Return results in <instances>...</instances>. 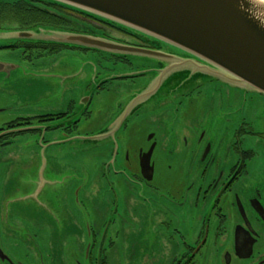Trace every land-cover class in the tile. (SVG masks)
<instances>
[{"label":"flooded vegetation","instance_id":"flooded-vegetation-1","mask_svg":"<svg viewBox=\"0 0 264 264\" xmlns=\"http://www.w3.org/2000/svg\"><path fill=\"white\" fill-rule=\"evenodd\" d=\"M2 2L0 33L9 42L0 46V53L22 55L27 64L38 65L44 78L66 70L59 74L61 83L71 86L63 93L57 91L56 97L63 98L64 93L68 97L60 106L1 126L0 135L5 134L0 137V152L12 147L19 136L37 141L44 152H57L56 159L49 154L51 179L56 180V168L66 174L62 165L70 161L75 166L79 156L62 154L87 137L84 141L92 139L98 149L89 156L100 162L99 167L86 176L85 190V184H78L80 178L70 173V201L85 206V200L96 198L91 191L108 193L105 201L92 206L93 217L81 209L76 217L63 214L54 223L58 226L47 253L35 243L37 255L27 257V264H264V95L212 80L191 91H175L155 104L138 103V82L153 79L157 65L134 67L125 55L137 54L129 48L188 55L52 3L9 0L6 7ZM50 27L94 36L128 51L44 42L42 35L33 34L29 40L14 35ZM65 51L86 54L80 76L75 60L61 64L54 57ZM5 69L0 63V70ZM3 161L0 169L7 170ZM28 162L39 168L31 184L25 180L34 188L23 192V201L35 200L46 208L58 196L43 194L46 188L40 183L45 182V173L43 169L40 179L42 165L36 158L18 168L29 166ZM5 180L0 177V264H26L19 259L17 247L22 245L25 252L26 248L25 239L17 238V228L51 224L33 217L26 220L24 210L9 223L11 216L1 207ZM53 205L57 219L61 205ZM69 222L76 227L73 231L66 225ZM9 243L14 244L12 249L5 247ZM53 249L55 259L50 254Z\"/></svg>","mask_w":264,"mask_h":264},{"label":"water","instance_id":"water-1","mask_svg":"<svg viewBox=\"0 0 264 264\" xmlns=\"http://www.w3.org/2000/svg\"><path fill=\"white\" fill-rule=\"evenodd\" d=\"M47 1L115 23L188 55L129 48L157 63L155 77L139 92L138 103L165 86L183 92L212 80L264 95V0ZM33 34L44 35L46 38H40L44 42L128 51L94 36L63 30L18 31L14 35L29 40Z\"/></svg>","mask_w":264,"mask_h":264},{"label":"rangeland","instance_id":"rangeland-1","mask_svg":"<svg viewBox=\"0 0 264 264\" xmlns=\"http://www.w3.org/2000/svg\"><path fill=\"white\" fill-rule=\"evenodd\" d=\"M6 36V38H5ZM41 37L46 38L44 35ZM48 39V38H47ZM9 42L7 35L0 33V46H3ZM94 54H107V51L105 52H97ZM94 54H87L88 56H94ZM108 56V55H107ZM125 56H128L130 59V62L134 64V67H141V69H146L149 65L152 63H156L155 59L150 58L149 56H143V55H133L132 53L126 54ZM56 59L60 60V63H69L73 60H75V65L77 66V70L79 71V76L83 72L84 68V61L86 57L85 53L80 52H73V53H67L62 52L59 55L54 56ZM25 59L22 57V55H12V54H6L5 52L0 53V63L6 67L5 70H0V128L1 126H6L7 124L11 123L12 121L18 120L22 117H32L33 115L37 114H43L44 112H48L51 110L54 105H61V101L63 98H68L67 94L64 93V97H56L57 91H61L63 93L64 90H66L69 86H71L70 83L63 82L61 83V76L59 74H65L66 70H58L55 73V76H52L50 78H44L41 77L42 72H40V69H38V65L33 66L32 64H27ZM119 68H121V65H118ZM144 71V70H142ZM54 75V74H52ZM155 77V74H154ZM153 79H150V77L147 80H140L138 82V90L140 92H143L144 89H146L152 82ZM49 82V87L47 86V83ZM61 86V87H60ZM173 87H162L157 93L150 97L147 101L144 103H156L163 100H167L170 96L174 95ZM194 89V88H193ZM240 89V88H239ZM242 90V89H240ZM177 91V90H176ZM191 91V90H189ZM244 91V90H243ZM246 91V90H245ZM51 92V93H50ZM179 92V91H177ZM250 92V91H248ZM196 92L193 91L192 94H195ZM255 95V92H250ZM258 93V92H256ZM139 94V93H138ZM181 95V94H180ZM194 97V96H193ZM250 98V97H249ZM256 98V96L253 97V100ZM155 100V101H154ZM179 100V99H178ZM175 102V101H173ZM14 132H20L21 129H14ZM5 133H2L4 135ZM81 141L75 145L71 146L70 151L66 150L62 156H70L73 154H78L79 156L75 160L74 165L69 161L67 162V166L62 165L64 168L66 174H62L61 171H59L58 168H56V174L55 179L52 180L50 173L51 168L53 166V162L51 161V158H49V154L51 157L56 159L57 152H44L43 149H41V146L37 143V141H30V139H25L22 137H17L16 140H14V144L12 147L6 148V150H2L0 152V159L6 162L8 164L9 168L0 169V177L5 176V185L2 187L3 193V200L1 207L6 212H9L11 219H9V223H13V215L20 214L22 215V210H24L26 213L25 216L26 220L28 218L33 217L35 219H39L42 221H49L51 225L47 226L41 225V228L38 229V226L35 224H31V226L28 224L27 227L24 228H17L16 231L19 233L17 238H24L25 239V248L26 252L23 248V246L17 247L19 250V259L23 260L27 264V257L30 259L32 258L33 254L37 252V249L35 248L38 246L40 248L39 250L43 253H47L48 250V242L50 239V236L52 237V234L55 233V225L56 222L63 217V214L68 213L72 217H76V210L80 211L84 210L85 212H89L88 214H91L90 216L93 217L94 210L93 205L96 204L97 201H105L106 198L104 195L108 196L107 192L101 191L100 194L94 191H91V193H94L95 199H92L91 201L85 200V206L82 205H75L70 200L72 198V190H69L72 188V182L69 178L70 173L73 174L76 177H79L78 184L81 185V183L85 184L83 190L86 189V183L89 181L87 180L86 176L90 174V172L94 173V169H97L99 167L98 161H94L91 156L89 155H96V151L98 150L93 146V142L91 137H89V141H84V139H87V137L80 138ZM30 141V142H29ZM62 152V150H61ZM61 152H59L61 154ZM30 158H36L37 162L41 166L39 173V178L42 176V171L44 169L45 173V182H41L40 185L46 188V191L43 193L45 195L51 196L52 194H55L58 196V199L56 197V201H48L46 205H48L46 208H44L42 205H40L35 200L33 201H23L25 193H23L26 189H33V185L25 184V180L30 183L33 181L32 177L36 176V172L39 168L38 165L33 166L32 163H29V166H20L21 163H24L25 160H28ZM79 159V160H78ZM20 176V178H19ZM41 179V178H40ZM83 180V181H82ZM85 180V181H84ZM87 180V182H86ZM31 184V183H30ZM53 188V189H52ZM83 190L81 191L82 197H83ZM90 189L87 191L89 192ZM27 192V191H26ZM30 192V191H29ZM44 196V195H43ZM42 201H45V198H41ZM23 201V202H21ZM122 201V198L120 199V203ZM54 203H57V207H60L62 211L59 209L56 210L57 219L53 217L52 210L55 208L53 205ZM34 214V216L32 215ZM95 214V213H94ZM92 219V218H91ZM90 219V220H91ZM37 221V220H36ZM55 223V224H54ZM66 224V223H65ZM69 226V230L73 231L76 227L71 222L69 224H66ZM23 229V230H20ZM38 229V230H36ZM57 230V229H56ZM5 243V242H3ZM36 243V246H35ZM14 244H6L5 247L12 249ZM50 254L52 255V258L55 259V256L57 255L56 249H53ZM37 255V254H36ZM46 258V262H48V258L46 255H44ZM38 257V256H36ZM163 260V258L161 259ZM29 263V261H28ZM148 264H156V263H148ZM162 264H168L165 262H162Z\"/></svg>","mask_w":264,"mask_h":264},{"label":"trees","instance_id":"trees-1","mask_svg":"<svg viewBox=\"0 0 264 264\" xmlns=\"http://www.w3.org/2000/svg\"><path fill=\"white\" fill-rule=\"evenodd\" d=\"M2 1H5V2H2V3H6L7 5H6V7L7 6H9L10 4L8 3L9 2V0H2ZM41 1H43V2H48V3H52V4H55V5H58V6H62V7H65V6H63V5H59V4H56V3H54V2H51V1H47V0H41ZM65 8H67V7H65ZM67 9H69V8H67ZM69 10H71V9H69ZM73 10V9H72ZM75 11V10H74ZM77 12V11H76ZM79 13H83V12H79ZM83 14H86V13H83ZM87 16H90V15H88V14H86ZM90 17H94V16H90ZM95 18V17H94ZM97 19V18H96ZM97 20H99V19H97ZM101 21V20H100ZM105 22H107V21H105ZM107 23H109V22H107ZM110 24H112V23H110ZM115 24V23H114ZM114 24H112V25H114ZM116 25V24H115ZM118 26V25H117ZM120 27V26H119ZM51 29H52V27H50ZM121 28V27H120ZM58 30V28H55L54 30ZM125 30V29H124ZM59 31H61L60 29H59ZM63 31H65V30H63ZM69 32V31H68Z\"/></svg>","mask_w":264,"mask_h":264}]
</instances>
